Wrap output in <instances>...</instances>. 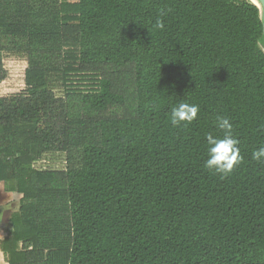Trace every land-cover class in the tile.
Instances as JSON below:
<instances>
[{
    "label": "trees",
    "instance_id": "trees-1",
    "mask_svg": "<svg viewBox=\"0 0 264 264\" xmlns=\"http://www.w3.org/2000/svg\"><path fill=\"white\" fill-rule=\"evenodd\" d=\"M263 39L251 0H0L8 264H264ZM217 117L243 157L223 178Z\"/></svg>",
    "mask_w": 264,
    "mask_h": 264
},
{
    "label": "clouds",
    "instance_id": "clouds-1",
    "mask_svg": "<svg viewBox=\"0 0 264 264\" xmlns=\"http://www.w3.org/2000/svg\"><path fill=\"white\" fill-rule=\"evenodd\" d=\"M163 15V13H162ZM156 27L163 29L162 19H157ZM199 106L181 102L173 107L170 112V120L173 126H186L197 119ZM216 126L223 131L222 137H216L209 133L206 135L208 143V158L205 168L222 178L232 174L235 168L243 162L239 149V140L233 135V125L226 117H217ZM252 158L258 163H264V147L254 150Z\"/></svg>",
    "mask_w": 264,
    "mask_h": 264
},
{
    "label": "crops",
    "instance_id": "crops-1",
    "mask_svg": "<svg viewBox=\"0 0 264 264\" xmlns=\"http://www.w3.org/2000/svg\"><path fill=\"white\" fill-rule=\"evenodd\" d=\"M7 194H14V193H9L6 191L4 184H1L0 186V196ZM9 202V201H8ZM6 203L3 204L1 203V199H0V241L3 240L9 233V225L11 223V217L14 213H12L10 215L9 211L13 208V204L14 203ZM16 206V205H15ZM20 207V203L19 205L17 204V210L18 211ZM14 209V208H13ZM0 264H8V261L4 255V253L0 250Z\"/></svg>",
    "mask_w": 264,
    "mask_h": 264
},
{
    "label": "rangeland",
    "instance_id": "rangeland-1",
    "mask_svg": "<svg viewBox=\"0 0 264 264\" xmlns=\"http://www.w3.org/2000/svg\"><path fill=\"white\" fill-rule=\"evenodd\" d=\"M253 3L259 5L260 9H261V13H262V17H263V20H264V0H251ZM262 48L264 49V39L262 40ZM10 61L8 62V64L10 65ZM1 186V184H0ZM0 199H1V203L3 204H6L8 201V203H14L13 204V208L9 211L10 215L12 213H16V210H17V204L19 205L20 203V199H21V196L18 195V194H10V195H7L4 193V195L0 196ZM16 205V206H15ZM9 228H10V225H9Z\"/></svg>",
    "mask_w": 264,
    "mask_h": 264
},
{
    "label": "water",
    "instance_id": "water-1",
    "mask_svg": "<svg viewBox=\"0 0 264 264\" xmlns=\"http://www.w3.org/2000/svg\"><path fill=\"white\" fill-rule=\"evenodd\" d=\"M263 1V0H262ZM262 3H264V2H262Z\"/></svg>",
    "mask_w": 264,
    "mask_h": 264
}]
</instances>
